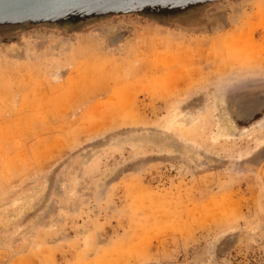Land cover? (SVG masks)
Wrapping results in <instances>:
<instances>
[{"label": "rangeland", "instance_id": "obj_1", "mask_svg": "<svg viewBox=\"0 0 264 264\" xmlns=\"http://www.w3.org/2000/svg\"><path fill=\"white\" fill-rule=\"evenodd\" d=\"M111 1L0 0V264H264V0Z\"/></svg>", "mask_w": 264, "mask_h": 264}, {"label": "water", "instance_id": "obj_2", "mask_svg": "<svg viewBox=\"0 0 264 264\" xmlns=\"http://www.w3.org/2000/svg\"><path fill=\"white\" fill-rule=\"evenodd\" d=\"M38 1L57 3L58 13L71 11L73 9H88L89 11L99 12L103 9L110 8L111 6L109 4L112 3L111 0H36L34 3Z\"/></svg>", "mask_w": 264, "mask_h": 264}, {"label": "bare ground", "instance_id": "obj_3", "mask_svg": "<svg viewBox=\"0 0 264 264\" xmlns=\"http://www.w3.org/2000/svg\"><path fill=\"white\" fill-rule=\"evenodd\" d=\"M221 117H222V116H221ZM221 119H222V118H221ZM178 121H179V122H185L186 125L190 124V120H189V118H187L186 116H183V117L180 118ZM221 122H222V126L226 128V126H227V122H226V120L223 119V120H221ZM177 123H178V122H177Z\"/></svg>", "mask_w": 264, "mask_h": 264}]
</instances>
